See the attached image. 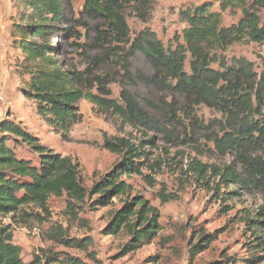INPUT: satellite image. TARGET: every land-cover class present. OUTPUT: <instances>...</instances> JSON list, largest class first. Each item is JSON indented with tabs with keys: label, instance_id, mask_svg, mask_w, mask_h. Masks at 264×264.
Masks as SVG:
<instances>
[{
	"label": "rangeland",
	"instance_id": "1",
	"mask_svg": "<svg viewBox=\"0 0 264 264\" xmlns=\"http://www.w3.org/2000/svg\"><path fill=\"white\" fill-rule=\"evenodd\" d=\"M206 3H213V9L219 11L218 0L123 2L120 13L127 24L126 31L119 30L117 23L83 17V1L75 3L72 11L67 9L72 21L60 28L69 27V31L56 33L52 43L59 46L57 57L68 69L79 73L80 87L120 105L126 104L123 97L126 92L158 125L155 128L131 125L113 108L100 107L83 98L78 104L82 121L63 138L44 122L35 101L24 93L30 75L19 67L24 56L13 32L24 7L20 0H0L2 120L21 124L44 145L72 157L80 165L81 181L88 190L121 161L120 155L104 148L106 138L125 137L136 144L140 140L154 141L143 147L149 160L142 162L141 173L123 176L130 185L127 194L114 196L110 204L101 205L96 203L97 193H89L85 201L76 203L81 220L72 219L66 195L52 196L47 210L30 204L13 214L0 215V226L13 233V241L22 248L25 261L30 262L35 254L46 251L69 255L85 264H264V258L254 262L264 253L253 254L250 248L254 243L253 230L246 221L258 218L256 213L264 206V190L259 186L241 188L240 198L225 200L222 193L226 187H221V193L215 191L219 177L214 169H209L233 162V156L221 154L214 141L223 135V113L204 103L196 104L173 88L157 85L146 58L140 52L133 55L136 51L133 43L143 31L154 32L167 49L174 50L178 42L184 43L183 32L188 23L183 11ZM240 18V12H223L225 26L237 23ZM98 28L107 33L99 37ZM238 61L251 62L257 74L264 72V42H236L218 51L217 61L211 67L221 71L223 63L232 65ZM186 70L191 71L189 61ZM9 137V146L19 156L35 161V154L27 145ZM256 155L264 160V148L254 152ZM199 165L207 166L205 179L197 174ZM162 189L169 198L165 203L160 197ZM135 198L146 199L158 210L159 230L151 241L127 250L130 234L124 229L112 232L110 226L115 212L125 201L132 202ZM54 227L64 230V239L80 240L87 247L70 246L60 238H50L47 232ZM261 233L264 234V229ZM208 239L213 241L202 247ZM198 244L199 252L192 256V246Z\"/></svg>",
	"mask_w": 264,
	"mask_h": 264
},
{
	"label": "trees",
	"instance_id": "2",
	"mask_svg": "<svg viewBox=\"0 0 264 264\" xmlns=\"http://www.w3.org/2000/svg\"><path fill=\"white\" fill-rule=\"evenodd\" d=\"M20 1L24 11L21 21L14 23L13 32L24 56L19 67L30 75L25 82L24 93L35 101L38 114L55 133L65 138L70 129L82 121L78 104L83 98L100 107L113 108L124 122L131 125L149 128L158 125L126 92L123 93L126 104L120 105L82 89L78 82L81 80L79 73L68 69L66 63L57 57L59 46L52 43L56 33L69 31V27L61 29L60 25L72 21L67 9L72 11L75 3L83 1V17L117 23L119 30L126 31L127 24L120 10L123 2L133 0ZM218 2L219 11L213 9V3L183 11L188 26L183 32L184 43L178 42L174 50L167 49L156 34L148 30L135 39L133 55L140 52L146 58L157 85L173 88L194 103H204L223 113V135L214 141L221 154L233 156V162L222 168L210 166L209 169H214L219 177L215 191L221 193V187H226L222 196L228 200L240 198L241 188L259 186L264 190V160L261 155L254 156V152L264 148V72L257 74L253 64L247 61L232 65L223 63L221 71L211 65L217 61L218 51H224L236 42H264V0ZM227 10L241 13L239 21L231 26L224 25L223 12ZM83 25L87 26V23L83 22ZM105 32L98 28L99 37ZM188 61L190 72L186 70ZM0 131V215L13 214L30 204L47 210L52 196L66 195L72 219L81 220L76 203L85 201L89 193H97L96 203L101 205L110 204L114 196L127 194L130 185L123 176L141 173L142 162L149 160V153L143 147L154 143L152 139L140 140L136 144L125 137L106 138L104 148L120 155L121 161L88 190L81 181L80 165L72 157L55 152L37 135L9 119L0 122ZM9 136L15 137V142L27 145L35 154V161L19 156L9 146ZM207 171V166L199 165L197 174L205 179ZM231 186L234 188L229 190ZM160 197L163 203L169 201L163 189ZM256 215L258 218L246 219L253 230L254 243L250 244L253 254L264 253V234L261 233L264 229V206ZM159 216L158 210L146 199L135 198L132 202L125 201L115 212L110 230H126L131 236L126 249L134 250L156 237ZM47 234L50 238L64 240L70 246L87 247L80 240L64 239L61 227H54ZM13 240L14 235L8 227L0 226V264H85L75 257L46 251L35 254L34 259L27 262L22 258V248ZM212 241L208 239L206 245L201 246L206 248ZM198 247L199 244L192 246V256L199 252ZM263 258L264 255L254 262H261Z\"/></svg>",
	"mask_w": 264,
	"mask_h": 264
},
{
	"label": "built area",
	"instance_id": "3",
	"mask_svg": "<svg viewBox=\"0 0 264 264\" xmlns=\"http://www.w3.org/2000/svg\"><path fill=\"white\" fill-rule=\"evenodd\" d=\"M3 100H4V95L2 93V91H0V121L2 120L3 116H4V108H3Z\"/></svg>",
	"mask_w": 264,
	"mask_h": 264
}]
</instances>
